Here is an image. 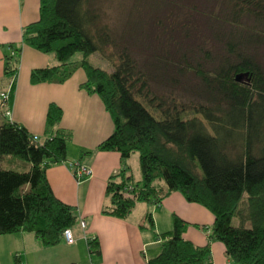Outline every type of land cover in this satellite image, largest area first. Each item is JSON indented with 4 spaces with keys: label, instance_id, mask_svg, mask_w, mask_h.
Instances as JSON below:
<instances>
[{
    "label": "trees",
    "instance_id": "trees-1",
    "mask_svg": "<svg viewBox=\"0 0 264 264\" xmlns=\"http://www.w3.org/2000/svg\"><path fill=\"white\" fill-rule=\"evenodd\" d=\"M225 1L207 17L242 27V32L236 29L225 36L233 60L224 57L211 73L192 67L207 92L208 106L177 105L159 97L149 80L157 71H145L126 48L113 50L115 40L95 0H39V17L22 28L21 42L54 59L31 69L30 84H60L78 68L84 71L80 87L97 94L113 120V131L96 150L118 152L123 164L138 153L140 182L125 176V169L112 174L103 214L126 218L137 202L159 203L178 191L213 214L209 236L223 243L233 264H264V65L247 51L264 43V0ZM6 46L3 75L11 84L9 91L0 92L4 118L21 53L20 46ZM95 52L113 68L93 65L89 57ZM61 118V107L50 102L43 140L15 121L0 122V162L13 158L21 164L0 163V235L32 232L43 245L53 246L65 229L76 225L72 207L55 196L46 177L48 166L67 160L72 132L60 126ZM183 225L173 217L159 251L145 264L209 260V246L183 238ZM142 226L152 227L149 213ZM89 244L98 250L95 240Z\"/></svg>",
    "mask_w": 264,
    "mask_h": 264
},
{
    "label": "crops",
    "instance_id": "crops-1",
    "mask_svg": "<svg viewBox=\"0 0 264 264\" xmlns=\"http://www.w3.org/2000/svg\"><path fill=\"white\" fill-rule=\"evenodd\" d=\"M38 17L39 0H0V92L9 91L11 84L3 75V55L9 51L6 45L21 47L12 104L5 118L0 115V122L6 118L15 121L43 140L48 104L55 102L61 107L60 126L70 130L72 138L66 148L67 160L48 166L46 177L55 196L72 207L77 223L71 228L70 244L61 239L56 245L45 246L32 232L1 234L0 264H145L159 251L161 236L173 227L174 216L184 222L183 238L197 246H209L210 257L203 264H233L223 243L209 236L213 214L178 191L159 203L137 202L126 218L101 212L109 203L105 195L108 178L122 169L125 176L132 175L131 156L123 164L118 152L96 150L113 131V120L100 97L80 87L86 80L81 68L60 84H30L31 69L54 63L52 56L21 42L22 28ZM3 161L0 163L6 167L21 165L13 158ZM74 161L91 168V175L76 178L75 169L68 166ZM147 213L152 218L150 228L142 226ZM93 240L97 251L90 247Z\"/></svg>",
    "mask_w": 264,
    "mask_h": 264
},
{
    "label": "rangeland",
    "instance_id": "rangeland-1",
    "mask_svg": "<svg viewBox=\"0 0 264 264\" xmlns=\"http://www.w3.org/2000/svg\"><path fill=\"white\" fill-rule=\"evenodd\" d=\"M157 1L95 0V8L102 23L110 28L116 44L113 50L119 52L126 48L145 71L151 68L157 71L156 78L149 80L159 97L167 102L175 100L177 105L208 106L207 92L192 67L211 73L224 57L233 60L224 46L225 36L228 38L229 33H237L236 29L242 32V27H228L207 17L217 13L216 7L225 0ZM247 51L253 52L256 61L264 65V43ZM89 60L93 65L113 68L99 52L93 53ZM128 162L132 165L133 181L140 182L138 153H133ZM89 171L88 176L92 173L91 168Z\"/></svg>",
    "mask_w": 264,
    "mask_h": 264
},
{
    "label": "built area",
    "instance_id": "built-area-1",
    "mask_svg": "<svg viewBox=\"0 0 264 264\" xmlns=\"http://www.w3.org/2000/svg\"><path fill=\"white\" fill-rule=\"evenodd\" d=\"M3 95V94H1ZM9 112H7L8 114ZM70 166L75 169L74 173L77 177H86L90 174L91 171H89V168L87 166L80 164V162H70ZM81 224L84 225V223L81 221ZM63 240L70 244L73 242V234L71 229H65L62 233Z\"/></svg>",
    "mask_w": 264,
    "mask_h": 264
}]
</instances>
